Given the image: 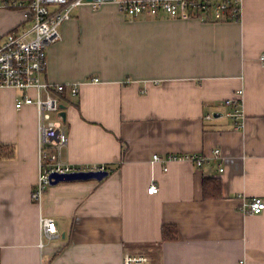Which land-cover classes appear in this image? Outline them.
Returning a JSON list of instances; mask_svg holds the SVG:
<instances>
[{"label": "crops", "instance_id": "0c3cea01", "mask_svg": "<svg viewBox=\"0 0 264 264\" xmlns=\"http://www.w3.org/2000/svg\"><path fill=\"white\" fill-rule=\"evenodd\" d=\"M24 23L22 10L0 8V42ZM61 34L45 78L81 83L63 102L62 160L112 170L102 181L49 186L36 203L37 113L17 111L15 91L14 113L31 115L35 131L15 142L12 127L0 129V264H121L126 250L156 246L161 264H264V212H243L264 199V0H244L241 20L223 23L85 6ZM240 98L245 122L235 130L227 100ZM217 149L224 159L202 168L152 162ZM206 177L221 179V199L203 198ZM152 184L158 194H148ZM41 218L54 220L56 237L43 235ZM164 225L177 227L176 240L163 241Z\"/></svg>", "mask_w": 264, "mask_h": 264}, {"label": "built area", "instance_id": "2783aa9c", "mask_svg": "<svg viewBox=\"0 0 264 264\" xmlns=\"http://www.w3.org/2000/svg\"><path fill=\"white\" fill-rule=\"evenodd\" d=\"M114 3L127 17L137 19L141 16L159 17L167 15L179 19H200L204 22L240 21L244 0H0V8H17L24 12L25 23L17 31L6 35L0 42V90L12 89L22 97L15 101V109L34 107L37 113L38 155L40 173L32 192V198L40 203L47 188L51 186L53 174H70L87 171H105L102 167H76L62 160V150L68 143V130L63 121L61 106L65 100L76 99L80 94L81 83L54 84L46 80L48 48L62 39L61 27L73 18L79 8L89 6L98 9L105 4ZM264 67V52L258 57ZM99 82V79H94ZM240 97L243 91H239ZM233 108L228 114L234 121L235 130H243L245 115L242 99L227 100ZM211 119L212 116H208ZM0 133V164L2 160ZM220 150L212 156L154 155L153 163L180 161L193 163L202 168L211 160H223ZM224 170L220 169L222 173ZM159 193L157 185L148 189L149 195ZM241 198V195H237ZM243 212L260 214L264 212V199L253 198L244 204ZM41 230L45 237L52 239L58 235L53 219L41 218ZM40 247H43L41 242ZM121 264H161L159 246L150 250L128 251L123 254Z\"/></svg>", "mask_w": 264, "mask_h": 264}, {"label": "rangeland", "instance_id": "374dc122", "mask_svg": "<svg viewBox=\"0 0 264 264\" xmlns=\"http://www.w3.org/2000/svg\"><path fill=\"white\" fill-rule=\"evenodd\" d=\"M15 96H17V93L12 89L0 90V115H2L3 112H7L6 119L0 116V129H4L5 124L8 125L9 129L12 127L10 132L15 142V139H33L35 131L33 119L30 115L27 119L28 122H26L19 116L18 112H15L16 114L14 113L13 106ZM27 142L29 143L31 141Z\"/></svg>", "mask_w": 264, "mask_h": 264}, {"label": "trees", "instance_id": "16d2710c", "mask_svg": "<svg viewBox=\"0 0 264 264\" xmlns=\"http://www.w3.org/2000/svg\"><path fill=\"white\" fill-rule=\"evenodd\" d=\"M123 150V154L125 153ZM111 171L112 167L106 166ZM223 197L222 181L218 177H206L203 180V198L205 200H216ZM163 241H172L178 238V229L176 226L164 225L162 228Z\"/></svg>", "mask_w": 264, "mask_h": 264}, {"label": "water", "instance_id": "95a60500", "mask_svg": "<svg viewBox=\"0 0 264 264\" xmlns=\"http://www.w3.org/2000/svg\"><path fill=\"white\" fill-rule=\"evenodd\" d=\"M62 110L65 109V106H61ZM63 120L65 121L66 114L61 113ZM110 174L109 170L105 171H87V172H77L70 174H53L51 176V186L58 185L61 182H72V181H89V180H97L102 181Z\"/></svg>", "mask_w": 264, "mask_h": 264}]
</instances>
